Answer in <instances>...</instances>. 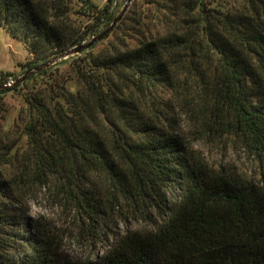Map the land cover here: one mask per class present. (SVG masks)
I'll list each match as a JSON object with an SVG mask.
<instances>
[{
    "label": "trees",
    "instance_id": "obj_1",
    "mask_svg": "<svg viewBox=\"0 0 264 264\" xmlns=\"http://www.w3.org/2000/svg\"><path fill=\"white\" fill-rule=\"evenodd\" d=\"M112 5L0 0V27L30 70L102 31ZM8 93L21 106L0 134V264H264V0H135L103 39ZM184 103L257 158V180L200 157L177 129ZM41 189L92 242L109 231L99 252L70 259L28 215ZM129 218L146 227L111 232Z\"/></svg>",
    "mask_w": 264,
    "mask_h": 264
},
{
    "label": "rangeland",
    "instance_id": "obj_2",
    "mask_svg": "<svg viewBox=\"0 0 264 264\" xmlns=\"http://www.w3.org/2000/svg\"><path fill=\"white\" fill-rule=\"evenodd\" d=\"M90 1L97 7H102L106 3V0ZM112 1V12L115 16L122 8L125 0ZM134 1L131 0L125 13L131 9ZM45 2H51V0H45ZM74 10L76 12L77 9ZM70 20V23L73 22L75 27L81 25V20L77 13H73ZM82 21L84 23V19ZM88 40L89 38L83 43ZM104 45L102 43L99 47ZM28 58V53L23 45L10 37L0 27V75L10 73L16 78L20 77L27 71H22L21 69L22 65L28 61ZM20 106V99L15 93H8L2 97L0 100V134L7 130ZM176 113L178 116L176 118L178 131L209 165L232 166L247 178L254 180L259 178L262 167L255 156L237 142L225 140L208 131L206 127L209 124V121H207L208 111L194 104L189 108L184 103L176 106ZM28 215L44 221L53 232L57 233L61 239L63 253L74 261L93 257L104 245L103 234L109 232H101L99 238L92 242L84 230L80 229L76 213L68 205L56 201L46 189L38 191L33 199L28 202ZM144 227L146 225L142 220L131 218L125 222H110L111 232L119 234L123 233L125 228L140 229ZM110 237L111 235L108 233L107 238L110 239Z\"/></svg>",
    "mask_w": 264,
    "mask_h": 264
},
{
    "label": "water",
    "instance_id": "obj_3",
    "mask_svg": "<svg viewBox=\"0 0 264 264\" xmlns=\"http://www.w3.org/2000/svg\"><path fill=\"white\" fill-rule=\"evenodd\" d=\"M131 2V0H125L122 8L120 9V11L112 18L111 22L102 30L100 31L98 34H96L95 36H93L90 40H88L86 43H81L76 47H73L71 49L66 50L65 52L58 54L57 56H54L53 58L35 66L34 68L25 71L20 77L15 78L13 81L10 82H6L4 84L0 85V89L3 87H8L11 85H15L18 83L23 82L25 79H27L29 76L45 69L48 68L52 65H54L55 63H57L59 60L61 59H65L69 56H72L74 54H78L79 52H81L84 49H87L88 47H90L91 45L95 44L96 42L100 41L101 39H103L109 32L110 30L115 26V24L120 20V18L123 16V14L125 13V11L128 8L129 3Z\"/></svg>",
    "mask_w": 264,
    "mask_h": 264
},
{
    "label": "built area",
    "instance_id": "obj_4",
    "mask_svg": "<svg viewBox=\"0 0 264 264\" xmlns=\"http://www.w3.org/2000/svg\"><path fill=\"white\" fill-rule=\"evenodd\" d=\"M11 80H9L8 82H10Z\"/></svg>",
    "mask_w": 264,
    "mask_h": 264
}]
</instances>
